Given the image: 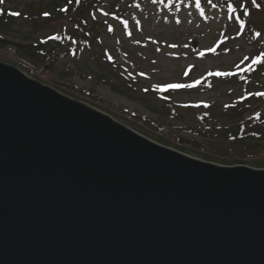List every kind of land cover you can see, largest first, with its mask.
Instances as JSON below:
<instances>
[{
  "label": "water",
  "instance_id": "95a60500",
  "mask_svg": "<svg viewBox=\"0 0 264 264\" xmlns=\"http://www.w3.org/2000/svg\"><path fill=\"white\" fill-rule=\"evenodd\" d=\"M0 264H264V169L190 158L0 63Z\"/></svg>",
  "mask_w": 264,
  "mask_h": 264
},
{
  "label": "rangeland",
  "instance_id": "374dc122",
  "mask_svg": "<svg viewBox=\"0 0 264 264\" xmlns=\"http://www.w3.org/2000/svg\"><path fill=\"white\" fill-rule=\"evenodd\" d=\"M88 2L91 4L86 13L93 16L95 23L88 19L86 21L94 24L93 29L98 38H94L90 54H82V64L86 67L84 72L77 70L71 80L56 82L47 78H58L55 73L26 67L14 55L13 47L0 49V63L15 66L30 78L38 79L66 96L86 102L155 143L156 135L176 142L173 134L181 132L179 125L192 123L184 107H194L204 102L219 104L229 96L242 97L238 90L229 86L218 88L202 84L216 83L215 73H225L244 66L255 52L251 40L238 31L233 11L227 5H231L234 12L239 10L242 17L250 21V30L264 32V0H255V3L253 0H227V4L225 0H84L85 4ZM72 8L70 13L62 16L51 11L53 21L48 24V28L56 31L74 25L76 12ZM218 43L220 46L216 47ZM69 65L70 58L65 57L56 69L59 71ZM106 67L114 70L115 74L105 81L114 85L121 81L130 89L122 87L121 91L115 93L109 84L100 82L98 76ZM173 84L186 86L175 89L176 93L171 94L183 119L163 121L162 118H156L143 103L150 98L156 103L154 92L163 91L166 86ZM187 85L198 86L191 88ZM257 87L264 91V79L259 80ZM123 109H131L132 113L142 117L149 116L160 127L140 123L130 118ZM183 154L206 161L194 150Z\"/></svg>",
  "mask_w": 264,
  "mask_h": 264
},
{
  "label": "trees",
  "instance_id": "16d2710c",
  "mask_svg": "<svg viewBox=\"0 0 264 264\" xmlns=\"http://www.w3.org/2000/svg\"><path fill=\"white\" fill-rule=\"evenodd\" d=\"M90 4L91 2L85 4L84 0H2L0 49L13 47L14 55L26 67L32 70L46 69L50 74L55 73L58 78L51 76L47 78L56 82L71 80L75 71H85L82 54L89 55L94 45V38H98L97 32L93 29L94 24L88 23L89 20L95 23L93 16L86 13L89 12ZM71 8L76 12L74 25L69 26L70 28L64 26L56 31L48 28V24L53 21L51 11L62 16L70 13ZM11 13L20 15L15 16ZM241 14L239 10L232 13L238 31L243 32L246 39L251 40L255 52L244 66L225 73H215L216 83L202 85L218 88L223 85L229 86L238 90L242 97L238 99L229 96L219 104L204 102L198 106L193 105L194 107L188 105L184 108L192 123L179 125L181 132L173 134L176 142L173 143L161 135H156L154 138L157 143L183 153L194 150L206 161L264 169V95H260L264 91L257 87L259 80L264 79V32L250 30L252 26L250 21ZM70 19L73 17L70 16ZM217 46H220V43ZM65 57L70 58V65L58 71L57 65ZM257 59L260 60L258 64L254 63ZM92 60L94 59H89ZM107 68L99 74L100 82L109 84L115 93L118 92L117 90L121 91L122 87L130 89L121 81L118 85L105 81L115 74L114 70ZM192 86L194 85H191V88H197L198 85ZM176 89L180 90V88ZM177 90L171 85L166 86L165 90L154 92L153 98L156 99V103L150 98L145 99L143 105L146 109L150 108V112L155 114L156 118H162L163 121L182 120L183 116L180 115L177 104L172 101L171 94L176 93ZM132 112L131 109L124 110V113L131 116L130 118L140 123L160 127L149 116L142 117Z\"/></svg>",
  "mask_w": 264,
  "mask_h": 264
},
{
  "label": "snow or ice",
  "instance_id": "6c2138e0",
  "mask_svg": "<svg viewBox=\"0 0 264 264\" xmlns=\"http://www.w3.org/2000/svg\"><path fill=\"white\" fill-rule=\"evenodd\" d=\"M0 2H2V0H0ZM225 3L227 4V0H225ZM253 3H255V0H253ZM197 7H199L200 5H199V3H197V5H196ZM228 7H229V9L231 10V11H235V9H233L232 7H231V5H227ZM238 7H239V4L237 5ZM212 7L213 8H215L216 7V5L215 4H213L212 5ZM11 15H15V16H19L20 14L19 13H11ZM45 15H47V13H45ZM254 63H260V60L259 59H257ZM188 87H191V85H187ZM171 87L172 88H174V89H176V88H182V87H185V85H183V84H173V85H171ZM260 95H264V93H260Z\"/></svg>",
  "mask_w": 264,
  "mask_h": 264
}]
</instances>
